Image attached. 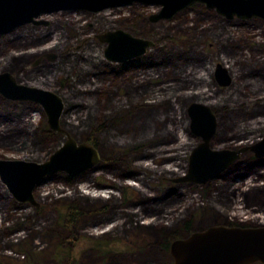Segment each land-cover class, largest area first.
Segmentation results:
<instances>
[{"label":"rangeland","instance_id":"rangeland-1","mask_svg":"<svg viewBox=\"0 0 264 264\" xmlns=\"http://www.w3.org/2000/svg\"><path fill=\"white\" fill-rule=\"evenodd\" d=\"M159 9L134 2L96 13L59 11L38 18L47 25L0 35V73L57 93L61 128L78 142L90 137L101 156L100 166L72 179L43 178L34 189L38 207L15 201L0 181V264H171L158 230L136 227L154 221L173 231L187 218L196 231L229 219L264 222V202L252 199L264 191V165L249 169L244 157L207 187L171 180L186 173L199 142L189 126L192 102L216 115L211 149H239L264 136V19H227L192 3L151 21ZM113 30L153 45L111 62L97 35ZM217 63L230 74L228 86L215 79ZM65 139L48 128L39 104L0 94V159L41 162ZM68 183L91 209L71 227L66 201L76 195ZM108 202V213H99Z\"/></svg>","mask_w":264,"mask_h":264},{"label":"water","instance_id":"water-1","mask_svg":"<svg viewBox=\"0 0 264 264\" xmlns=\"http://www.w3.org/2000/svg\"><path fill=\"white\" fill-rule=\"evenodd\" d=\"M134 2L160 6L159 11L150 16L151 21L171 18L192 3H202L227 19H264V0H0V35L30 23L47 25L48 21L38 19L45 14L72 10L96 13ZM97 38L106 44L104 57L116 63L139 57L153 45L151 41L123 30L107 31L97 35ZM45 56L51 60L55 57L53 54ZM39 61L37 59L36 62ZM215 78L220 86L231 83L229 72L220 63L216 64ZM0 94L10 100L39 104L46 116L48 128L66 134L62 145L41 162L0 159V181L15 201L38 207L34 189L43 178L56 173L75 176L100 165L98 149L87 142L76 141L61 128L60 118L64 103L58 94L18 83L7 72L0 73ZM187 114L190 130L199 142L188 155L186 173L171 179L173 182L203 185L219 177L245 152H250L258 159L264 158V136L239 149H211L210 144L217 124L216 115L208 105L200 102L190 103ZM169 253L171 264H264V225L208 226L174 239Z\"/></svg>","mask_w":264,"mask_h":264},{"label":"trees","instance_id":"trees-1","mask_svg":"<svg viewBox=\"0 0 264 264\" xmlns=\"http://www.w3.org/2000/svg\"><path fill=\"white\" fill-rule=\"evenodd\" d=\"M19 82V81H18ZM20 83V82H19ZM103 129V125H101L100 127H98V129L96 131L102 130ZM104 130V129H103ZM49 131V130H46ZM195 137V136H194ZM196 138V137H195ZM86 142L89 144H92L93 146L95 145L94 140H92L90 137L86 138ZM31 160H33V158H29ZM244 160H246L247 162V166L249 169H253V168H257L258 166L264 165V159H256L253 156L249 155L248 157L245 156ZM100 166V165H99ZM68 179H72L71 177H69ZM210 183V181L208 182L207 185L204 186H208ZM70 183H68L69 185ZM69 189H71V194H75L76 197L72 198L71 201H66V208H67V212H66V217H65V226L67 227H71L74 224L75 225H79V219L83 218L84 215H86V213H90L91 209H86L87 204H85L84 202H87V198L88 196H84L85 201H83L77 193H75V188L72 187L71 185H69ZM59 193H64L65 190L64 189H58ZM249 193H242V199L244 202V205L247 206L248 202V198H249ZM80 195V194H79ZM81 196V195H80ZM67 197L71 198V195H67ZM255 198L256 200H259V203H263L264 202V191H259L257 192V194L253 197L252 195V199ZM142 203V201H140ZM218 202V201H217ZM219 203V202H218ZM108 210V204H105L102 208L100 212H106ZM97 213V212H95ZM107 214V212H106ZM96 215V214H94ZM130 217V215H129ZM86 218V217H85ZM84 218V219H85ZM228 219V218H227ZM231 221H226L224 223V225L226 226H241V227H257V226H262L264 225V222H262L261 219L259 218H250V219H246V220H235V219H229ZM130 223H132L133 221L130 220ZM137 226V225H135ZM143 229H139L138 227H136V230L140 233L141 231H146L145 229H157L158 230V245L159 247H162L163 251H165L164 253L167 255V257L170 258V254H169V247L170 244L172 242V240L177 239V238H182L187 236L189 233H191L192 231H196L192 228V220L191 219H186L184 220L180 226L177 228V230H173L170 231L167 229V227H165L164 225H162V223H157V222H151L148 224H143L141 225ZM204 229V228H203ZM201 229V230H203ZM71 252V251H70ZM254 264H261V263H254Z\"/></svg>","mask_w":264,"mask_h":264},{"label":"flooded vegetation","instance_id":"flooded-vegetation-1","mask_svg":"<svg viewBox=\"0 0 264 264\" xmlns=\"http://www.w3.org/2000/svg\"><path fill=\"white\" fill-rule=\"evenodd\" d=\"M119 63H123V62H119ZM216 79V78H215ZM217 81V80H216ZM215 114V113H214ZM247 154H250V153H247V152H245L244 154H242V156H241V158L238 160V161H236L232 166H230L229 168H228V170L229 169H231V168H233L234 167V169L238 166V165H240L241 163H243V161L241 160L242 158H244ZM251 155V154H250ZM251 156H253V155H251ZM254 158H255V156H253ZM256 159H258V158H256ZM264 159V158H263ZM246 163V162H245ZM223 174H225L224 172L222 173V174H220V176H222ZM67 175V174H66ZM219 176V177H220ZM70 177H72V176H70ZM242 179V178H241ZM211 181V180H210ZM209 182V181H208ZM208 182L207 183H205V184H203V185H207L208 184ZM235 193H233V195H234ZM106 201H110V199H107ZM247 203V202H246ZM106 204H108V209L110 208L109 207V202L108 203H106ZM139 204H141V202L139 201ZM245 206V205H244ZM248 206V205H247ZM110 211V210H109ZM108 213V212H107ZM236 227H241V226H236ZM173 241V240H172ZM170 254V253H169ZM170 257H171V255H170ZM172 259V258H171Z\"/></svg>","mask_w":264,"mask_h":264},{"label":"bare ground","instance_id":"bare-ground-1","mask_svg":"<svg viewBox=\"0 0 264 264\" xmlns=\"http://www.w3.org/2000/svg\"><path fill=\"white\" fill-rule=\"evenodd\" d=\"M18 82V81H17ZM19 83V82H18ZM57 94V93H56Z\"/></svg>","mask_w":264,"mask_h":264}]
</instances>
